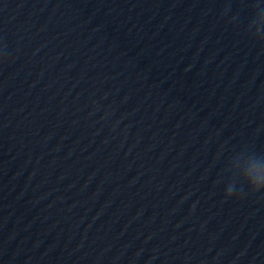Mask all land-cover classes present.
<instances>
[{"label": "water", "instance_id": "water-1", "mask_svg": "<svg viewBox=\"0 0 264 264\" xmlns=\"http://www.w3.org/2000/svg\"><path fill=\"white\" fill-rule=\"evenodd\" d=\"M0 264H264V0H0Z\"/></svg>", "mask_w": 264, "mask_h": 264}]
</instances>
